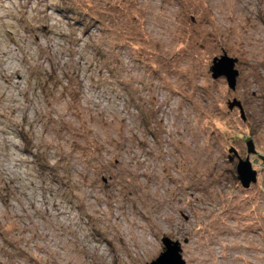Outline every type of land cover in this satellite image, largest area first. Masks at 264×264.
Wrapping results in <instances>:
<instances>
[{"label":"rangeland","instance_id":"obj_1","mask_svg":"<svg viewBox=\"0 0 264 264\" xmlns=\"http://www.w3.org/2000/svg\"><path fill=\"white\" fill-rule=\"evenodd\" d=\"M246 138L264 157V0H0V264H149L162 238L264 264Z\"/></svg>","mask_w":264,"mask_h":264},{"label":"water","instance_id":"obj_2","mask_svg":"<svg viewBox=\"0 0 264 264\" xmlns=\"http://www.w3.org/2000/svg\"><path fill=\"white\" fill-rule=\"evenodd\" d=\"M234 63V59L228 58L225 55L218 59L214 58L210 66L211 78L217 79L218 77H223L225 79L227 87L233 90L235 87V79L237 77V71L233 68ZM233 105L238 106L239 103L234 101ZM244 142L246 144V153H254L252 142L248 138H246ZM227 151L231 153V156L226 154V159L228 161H230L233 155L237 157L236 153L231 147L228 148ZM258 157L264 161V157ZM235 172L237 180L244 189H246L249 184L255 182L256 172L252 170L251 164L247 157H245L244 160L238 159L235 167ZM161 242L164 245L163 251L155 260L151 261L149 264H184L178 254L179 246L176 242H172L167 238H162Z\"/></svg>","mask_w":264,"mask_h":264},{"label":"flooded vegetation","instance_id":"obj_3","mask_svg":"<svg viewBox=\"0 0 264 264\" xmlns=\"http://www.w3.org/2000/svg\"><path fill=\"white\" fill-rule=\"evenodd\" d=\"M209 70H210V68H209ZM211 73V72H210ZM237 76H238V72H237ZM235 85H236V80H235ZM234 90V89H233ZM239 103V105L238 106H235V107H237L238 108V110H239V114H240V117H241V119L242 120H244V113H243V110H242V106H241V103L240 102H238ZM245 148H246V144H245ZM254 151V150H253ZM235 152V151H234ZM236 153V152H235ZM256 153V151H254V153H252V154H245V156H242V155H239L238 153H236V155H237V157L235 156V155H233V158H232V160L233 159H236V162L238 161V159L239 160H244L245 159V157H247L248 158V160H249V162H250V157H257V158H259L258 156H257V153ZM259 161H260V163H261V165H263L264 166V161L261 159V158H259ZM237 164V163H236ZM250 164H252L251 162H250ZM235 167H236V165H235ZM235 174H236V172H235ZM237 179V178H236ZM238 181V180H237ZM239 182V181H238ZM240 184V183H239ZM243 188V187H242ZM244 189V188H243Z\"/></svg>","mask_w":264,"mask_h":264},{"label":"trees","instance_id":"obj_4","mask_svg":"<svg viewBox=\"0 0 264 264\" xmlns=\"http://www.w3.org/2000/svg\"><path fill=\"white\" fill-rule=\"evenodd\" d=\"M68 10V9H67Z\"/></svg>","mask_w":264,"mask_h":264}]
</instances>
